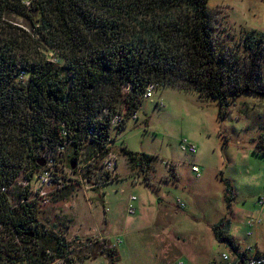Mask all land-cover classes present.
<instances>
[{
  "label": "trees",
  "instance_id": "obj_1",
  "mask_svg": "<svg viewBox=\"0 0 264 264\" xmlns=\"http://www.w3.org/2000/svg\"><path fill=\"white\" fill-rule=\"evenodd\" d=\"M10 13L28 27H4ZM263 67L264 34L246 30L228 49L215 36L207 0H0V264L72 261L45 207L16 182L39 172L46 152L68 166L103 156L150 83L214 98L222 116L231 98L264 95ZM254 152L264 153V131ZM120 153L148 183L152 155L125 146ZM221 222L214 235L236 252ZM105 254L117 258L113 248Z\"/></svg>",
  "mask_w": 264,
  "mask_h": 264
},
{
  "label": "rangeland",
  "instance_id": "obj_2",
  "mask_svg": "<svg viewBox=\"0 0 264 264\" xmlns=\"http://www.w3.org/2000/svg\"><path fill=\"white\" fill-rule=\"evenodd\" d=\"M207 5L215 36L228 49L246 30L264 34V0H207ZM1 22L6 28L28 27L26 18L11 13ZM151 93L136 119L112 130L115 149L152 155L148 183L118 152L111 182L49 197L46 220L69 242L70 264H173L177 258L207 264L222 251L233 252L214 235L212 226L220 220L237 250H264V207L258 203L264 194V153L254 152L264 131V95L241 93L220 116L217 101L206 95L169 86ZM158 99L163 106L155 105ZM182 138L195 152L180 149ZM129 203L133 213L127 212ZM108 248L115 250L114 261L105 254Z\"/></svg>",
  "mask_w": 264,
  "mask_h": 264
},
{
  "label": "built area",
  "instance_id": "obj_3",
  "mask_svg": "<svg viewBox=\"0 0 264 264\" xmlns=\"http://www.w3.org/2000/svg\"><path fill=\"white\" fill-rule=\"evenodd\" d=\"M154 84H148L144 97L152 95ZM158 106H163L160 99L156 101ZM123 113L116 114L111 118V126L115 127L120 123ZM137 112H133L129 115V119H136ZM114 130V128H113ZM116 138V133L112 132L107 144V150L103 156L92 157L87 162L75 161L72 166L63 164V156L58 155L54 158V153H47L44 155V166L39 172L32 174L30 178H23L19 176L16 182L20 186H27L29 193V199H36L38 203L45 207L49 203V197L52 191L61 190L64 187L71 186L74 190L88 191L90 189L100 188L103 184H107L114 179L116 175V166L118 152L113 147V142ZM59 151H63L64 147H57ZM116 151H115V150ZM180 149L186 152H195V146L193 143L188 142L185 138L180 140ZM94 159H98L95 161ZM43 160V161H44ZM196 176L199 175L198 169L195 165H191ZM4 189V188H2ZM130 201L135 200V196L129 197ZM13 202V200H11ZM258 203L264 207V194L258 197ZM178 206H181V202L178 201ZM135 206L128 204L127 212L133 213ZM264 261V253H251L244 254L242 252L222 251L216 257H214L207 264H258ZM65 263L63 260H56L55 264ZM173 264H192L188 260L177 258Z\"/></svg>",
  "mask_w": 264,
  "mask_h": 264
},
{
  "label": "crops",
  "instance_id": "obj_4",
  "mask_svg": "<svg viewBox=\"0 0 264 264\" xmlns=\"http://www.w3.org/2000/svg\"><path fill=\"white\" fill-rule=\"evenodd\" d=\"M186 139V138H185ZM187 140V139H186ZM189 142V141H188ZM192 143V142H191ZM117 151H119V149H117ZM189 153H191V152H189ZM118 164V163H117ZM99 195V194H98ZM177 201H179V200H177ZM262 207V206H261ZM229 228V227H228ZM236 252H238V253H240V252H242V253H244V254H247L246 252H243V251H239V250H235ZM248 251V250H247ZM249 251H251V253H255V251H260L259 253H264V250H259L257 247H251V250H249ZM250 253V254H251ZM256 253H258V252H256ZM200 264H206L205 262L204 263H200Z\"/></svg>",
  "mask_w": 264,
  "mask_h": 264
},
{
  "label": "water",
  "instance_id": "obj_5",
  "mask_svg": "<svg viewBox=\"0 0 264 264\" xmlns=\"http://www.w3.org/2000/svg\"><path fill=\"white\" fill-rule=\"evenodd\" d=\"M73 165V164H72ZM258 264H264V261L263 262H260V263H258Z\"/></svg>",
  "mask_w": 264,
  "mask_h": 264
},
{
  "label": "clouds",
  "instance_id": "obj_6",
  "mask_svg": "<svg viewBox=\"0 0 264 264\" xmlns=\"http://www.w3.org/2000/svg\"><path fill=\"white\" fill-rule=\"evenodd\" d=\"M145 98V97H144ZM117 150V149H116ZM117 152H120V149H119V151H117Z\"/></svg>",
  "mask_w": 264,
  "mask_h": 264
}]
</instances>
